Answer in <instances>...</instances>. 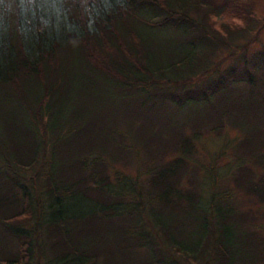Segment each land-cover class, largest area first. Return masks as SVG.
Here are the masks:
<instances>
[{
  "label": "trees",
  "instance_id": "1",
  "mask_svg": "<svg viewBox=\"0 0 264 264\" xmlns=\"http://www.w3.org/2000/svg\"><path fill=\"white\" fill-rule=\"evenodd\" d=\"M252 15L253 0H2L0 264H30L35 248L45 264H98L104 252L108 264L261 261L254 216L229 190L200 187L183 132L243 131L226 176L264 203V44L246 56ZM191 106L206 114L166 120ZM124 159L135 177L114 184Z\"/></svg>",
  "mask_w": 264,
  "mask_h": 264
},
{
  "label": "rangeland",
  "instance_id": "2",
  "mask_svg": "<svg viewBox=\"0 0 264 264\" xmlns=\"http://www.w3.org/2000/svg\"><path fill=\"white\" fill-rule=\"evenodd\" d=\"M216 3H221L223 0H215ZM264 19V0H253V15H252V21L254 25V29H259L256 31L257 36L256 40L252 42L248 49L246 56L248 58H251L253 55H257L258 52L262 49V46L264 44V25L261 26ZM257 26V28H256ZM261 26V27H260ZM220 32V31H218ZM246 34V32H245ZM251 37V35H250ZM226 40V39H225ZM246 38L243 37V34L240 36L234 37L233 39L228 40L231 46L232 45H240L241 43L246 42ZM227 42V41H226ZM231 46L229 48L231 49ZM228 47L223 50V54L220 53V55H216L214 58L221 59L223 56L226 55L228 50H230ZM213 58V59H214ZM231 63H233V59L229 58L227 60H224L220 64V69L224 70L227 68ZM80 105L79 100H74L69 103L70 108H78ZM194 106H191L190 108L184 107L182 109H176L175 112L169 111L166 113V120L167 118L171 117L175 119V116H184L186 119L191 120L194 115H205V109L200 106L199 111L194 110ZM222 112V111H221ZM185 120V119H184ZM204 124H207V121L204 122ZM183 132L185 133V136L189 137L191 136L192 140H194L195 146L189 156H187V159H190V162L194 164L195 168L197 169V176L196 179L201 182V186L204 188V191H206L208 194H211L213 191H223L224 189L229 190L233 194H235V199L238 203L239 211L243 212H250L254 219L248 222V226L252 229H256L259 233V235L264 236V203L260 204L255 202V198H250L247 195H245L242 191H237L233 187V183L230 180L229 177L226 176V173H228V168L231 166H234L238 164V159H240V154L238 153L237 142L242 140L245 133L241 131L238 128H234L232 126L227 125L225 128H219V130L215 131L210 129V125L208 124L207 127L201 126L200 130H198L197 133H195V130L191 128L189 125L186 126V128L183 129ZM157 146V144H154L153 147ZM175 152V151H174ZM177 153V152H176ZM173 154L167 153L163 158L165 160L169 159ZM142 159L148 161V157L146 154L142 155ZM157 160V158L152 159ZM126 159L122 161H118L112 164V169L110 171V180L117 184V177L120 181V178L122 176H132L135 177V168L133 164H137L135 161L134 163H126ZM234 170V169H233ZM231 170V171H233ZM124 173V175H121L120 173ZM191 172V167L187 171L185 178H191V175L189 173ZM143 173V172H142ZM121 176V177H120ZM141 178H145L144 174L141 175ZM28 185L30 186L31 183L29 182L28 178L25 180ZM207 197V195L205 196ZM42 198V196H41ZM208 199H203L202 202H207ZM44 204V202H43ZM43 206V205H42ZM42 243V238L39 236V239L37 240ZM48 250V249H47ZM33 251V250H32ZM35 251V252H34ZM33 251V259L31 260L30 264H45V261L48 260L49 253L46 251L45 253L38 252V249H34ZM98 259V264H108L112 261H115V256L110 252H104ZM126 262V257H123ZM254 264H264V258L261 261H258Z\"/></svg>",
  "mask_w": 264,
  "mask_h": 264
},
{
  "label": "snow or ice",
  "instance_id": "3",
  "mask_svg": "<svg viewBox=\"0 0 264 264\" xmlns=\"http://www.w3.org/2000/svg\"><path fill=\"white\" fill-rule=\"evenodd\" d=\"M0 3H2V0H0Z\"/></svg>",
  "mask_w": 264,
  "mask_h": 264
}]
</instances>
